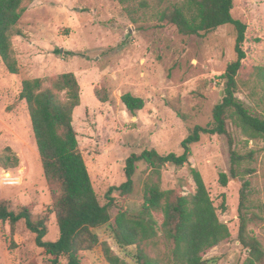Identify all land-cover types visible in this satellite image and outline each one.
<instances>
[{
  "label": "rangeland",
  "instance_id": "1",
  "mask_svg": "<svg viewBox=\"0 0 264 264\" xmlns=\"http://www.w3.org/2000/svg\"><path fill=\"white\" fill-rule=\"evenodd\" d=\"M156 9L155 4L141 8L138 0H33L18 21L23 35L13 36L12 47L19 72L9 73L0 60V199L9 201L13 210L28 206L34 220L47 215L45 240H56L59 235L50 212L56 193L45 181L28 109L18 98L22 79L69 71L76 75L81 98L72 124L102 205L107 202L108 189L125 181L128 156L145 149L181 154L180 143L190 129L212 120V108L223 96L220 75L235 59L234 27L225 24L201 35H183L175 26L159 23ZM231 13L246 24V57L240 69V77L246 78L254 66L264 65V0H233ZM239 88L236 95L252 105L248 90ZM95 89L106 92L108 100L98 101ZM125 92L144 99V107L135 115L120 100ZM227 129L238 152L258 150L254 165L264 169V141H247L231 122ZM190 149L183 166L162 167L160 187L193 193L195 183L189 168L198 170L218 219L231 233L203 256L214 260L212 264H242L248 255L237 239L242 180L229 174L227 137L202 134ZM220 172L228 174L224 186L218 180ZM6 174L16 182H6ZM149 177L147 165L137 162L132 191L122 194L114 189L111 193L114 206L110 222L119 209L134 212L140 208ZM251 180L261 188V175ZM249 228L264 245V227ZM95 231L100 243L106 242L115 254L132 263L129 254L116 245L108 225ZM100 243L83 253L82 264H109ZM0 264L50 262L49 255L37 245L35 234L20 220L12 232L7 222H0ZM60 264H67L65 256Z\"/></svg>",
  "mask_w": 264,
  "mask_h": 264
},
{
  "label": "trees",
  "instance_id": "2",
  "mask_svg": "<svg viewBox=\"0 0 264 264\" xmlns=\"http://www.w3.org/2000/svg\"><path fill=\"white\" fill-rule=\"evenodd\" d=\"M33 0H0V60L9 73L17 74L19 66L13 36L23 35L18 21ZM139 7L156 6L159 23L171 24L183 35H201L230 24L235 30V59L220 75L224 82L223 96L212 108V120L202 126L195 124L181 141L182 153L160 154L145 149L126 158L125 181L110 187L105 204H100L93 188L84 158L78 147L73 127V112L80 105L81 88L76 75L62 72L51 77L21 80L18 98L28 109L31 128L49 188L56 193L51 205L58 227L56 240H45L48 216L34 220L28 206L13 210L9 201L0 199V222L9 224L11 232L23 220L35 234V241L49 255L50 264H60L65 256L67 264H82L84 252L99 243L96 228L108 225L116 245L129 254L132 263L115 254L106 242H101L103 257L109 264H212L203 255L231 235L226 223L220 221L216 208L198 170L190 167L195 183L193 193L183 194L175 188L161 189L160 175L165 164L183 166L188 162L190 145L202 134L225 135L229 150V174L242 180L237 208V239L247 249L242 264H264V245L250 230V225L264 227V169L254 165L258 150L240 153L234 148L231 122L249 140L264 141V65L254 66L246 78L240 77L242 61L246 57L243 44L246 24L232 16L233 0H138ZM60 50L58 49L57 52ZM239 87L247 89L252 105L236 94ZM100 102L108 95L95 89ZM125 109L132 115L141 110L144 99L130 92L120 96ZM252 107V108H251ZM13 164L17 158H13ZM144 162L150 177L144 184L143 202L137 211L119 209L111 221L114 189L122 194L133 189L136 163ZM3 165L4 162H3ZM261 175V188L253 185L252 177ZM219 183L226 185L228 174L219 173ZM134 246V250H128Z\"/></svg>",
  "mask_w": 264,
  "mask_h": 264
},
{
  "label": "bare ground",
  "instance_id": "3",
  "mask_svg": "<svg viewBox=\"0 0 264 264\" xmlns=\"http://www.w3.org/2000/svg\"><path fill=\"white\" fill-rule=\"evenodd\" d=\"M5 178H7L6 182H8V183L14 182V180L8 174H6Z\"/></svg>",
  "mask_w": 264,
  "mask_h": 264
},
{
  "label": "built area",
  "instance_id": "4",
  "mask_svg": "<svg viewBox=\"0 0 264 264\" xmlns=\"http://www.w3.org/2000/svg\"><path fill=\"white\" fill-rule=\"evenodd\" d=\"M13 180H14V182H16V179L15 178ZM14 182H12V183H14Z\"/></svg>",
  "mask_w": 264,
  "mask_h": 264
}]
</instances>
